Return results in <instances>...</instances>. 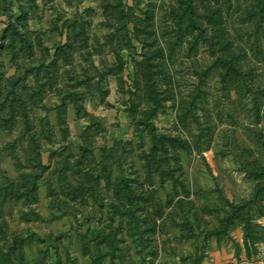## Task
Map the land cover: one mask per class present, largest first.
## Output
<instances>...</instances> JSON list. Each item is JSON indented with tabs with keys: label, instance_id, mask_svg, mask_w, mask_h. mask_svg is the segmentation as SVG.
<instances>
[{
	"label": "rangeland",
	"instance_id": "374dc122",
	"mask_svg": "<svg viewBox=\"0 0 264 264\" xmlns=\"http://www.w3.org/2000/svg\"><path fill=\"white\" fill-rule=\"evenodd\" d=\"M0 264H264V0H0Z\"/></svg>",
	"mask_w": 264,
	"mask_h": 264
}]
</instances>
